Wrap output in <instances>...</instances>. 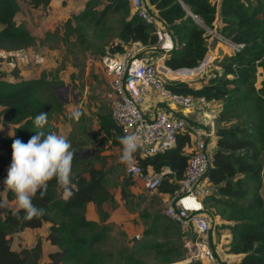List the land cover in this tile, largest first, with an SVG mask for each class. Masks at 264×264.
<instances>
[{
    "label": "trees",
    "instance_id": "1",
    "mask_svg": "<svg viewBox=\"0 0 264 264\" xmlns=\"http://www.w3.org/2000/svg\"><path fill=\"white\" fill-rule=\"evenodd\" d=\"M32 9L46 11L52 0H26ZM148 13L161 22L172 34L174 48L164 59L171 71L196 69L205 59L210 36L192 15L222 36L242 45L234 52L213 55L204 72L188 79L166 80L171 91L200 97L213 109L216 122L214 135L208 146L209 166L206 175L216 186L213 194L202 197L204 211L212 220L211 231L228 232L226 253L231 260L217 264H264V192L261 171L264 165V0H142ZM102 9H97L100 4ZM19 11L17 0H0V50L19 52L32 47L35 37L15 21ZM117 15L115 25L111 19ZM64 27L84 41L88 35L100 41L88 45L99 58L122 57L132 44L140 43V54H158L152 24L142 20L132 8L130 0H87L84 8L66 18ZM108 35H112L110 37ZM109 37L108 40L105 38ZM102 40V41H101ZM208 56V55H207ZM175 72L173 74H177ZM261 76L257 85V78ZM57 83L46 77L20 79L10 82L0 78V107L2 125L13 124L15 136H0V148L12 152L15 139L24 143L34 133V117L48 114L46 132H55L52 120L62 114L64 102L56 94ZM98 133L88 125L84 113L71 119L67 136L76 153L71 181L74 195L65 201L50 181L43 198L39 194L33 203L45 211L31 221L18 219L23 212L9 207L0 208V264H39L42 240L32 247L12 248L11 237L25 229L47 231L44 239L55 250L48 256L56 264H146L151 255L153 264H177L186 257L183 242L192 238L191 229L178 223L157 209L140 212L146 224L141 238H132L115 253L100 246L107 240V213L104 205L117 209L121 204L129 212L138 211L144 195H137L131 187L135 180L124 174V163L113 162L121 151L119 137L123 136L104 104L97 107ZM89 143L93 149L83 154ZM192 137L188 130L176 134L172 147L159 153L142 156L137 151L134 161L143 175L168 169L152 197L174 196L179 190L188 160L192 154ZM0 156V168L4 164ZM120 161V160H119ZM115 188L119 200L111 189ZM8 200L14 195L6 192ZM139 197L141 200H139ZM88 203L94 205L98 222L85 216ZM212 250L214 249L211 247ZM181 264V263H180ZM183 264H201L187 262Z\"/></svg>",
    "mask_w": 264,
    "mask_h": 264
},
{
    "label": "built area",
    "instance_id": "2",
    "mask_svg": "<svg viewBox=\"0 0 264 264\" xmlns=\"http://www.w3.org/2000/svg\"><path fill=\"white\" fill-rule=\"evenodd\" d=\"M130 2L140 18L153 25L158 54L155 55L154 61H151L146 54L138 55L144 47L140 43H135L127 48L122 57L105 56L101 59L105 72L110 78V89L107 93L110 115L123 135L136 133L139 136L140 146L137 152L142 156L153 155L172 147L179 131H189L193 143L192 154L184 176L179 180V190L174 196L164 198L163 211L166 217L178 223L181 228L191 229L195 233L194 237L184 240L186 257L178 262L215 263V256L210 247L212 220L204 211L202 204L203 196L216 191V186L206 175L210 153L208 141L212 139L216 128L214 116H210L207 122L199 124L190 122L185 117L173 115L165 108L156 110L149 116H146L143 109V104L149 95L156 96L166 105L173 104L186 111L191 110L196 104L206 105L202 97L195 99L171 91L165 87V81L196 77L204 72L211 58L207 56V60L200 64L195 73L171 76L169 72H179L171 71L164 66L165 57L174 48L172 34L148 13L142 0H130ZM48 10L49 7L46 11ZM191 16L210 36V44L218 42L230 52L242 47L241 44L222 36L216 30L206 27L198 16L192 14ZM210 48L209 50H212ZM3 155L5 161L0 172V190H4L3 181L7 178L12 163L11 152L4 150ZM166 172L169 170L143 175L134 161V156L124 167V174L133 179H141L145 190L149 192L155 190ZM261 178L264 179V165Z\"/></svg>",
    "mask_w": 264,
    "mask_h": 264
},
{
    "label": "rangeland",
    "instance_id": "3",
    "mask_svg": "<svg viewBox=\"0 0 264 264\" xmlns=\"http://www.w3.org/2000/svg\"><path fill=\"white\" fill-rule=\"evenodd\" d=\"M17 3L19 11L15 15V21L27 28L35 37V43L32 47L19 52L0 50V78L10 82L41 77L52 79L57 83L56 94L64 102L62 114L52 120L56 128L55 132L66 136V131H69L71 127V119L76 120L80 113H84L90 118L87 125L98 133L96 111L100 104L109 108L107 93L110 89V78L105 72L101 58L87 46L98 44L100 41L96 38L91 40L90 35L86 40L81 41L75 33H68L64 27L66 18L73 13L80 12L85 3L83 0H63L55 7L50 6L48 11L32 9L26 0H17ZM103 4H100L97 9H102ZM116 20L117 15H114L110 25H115ZM108 38L105 39L108 40ZM216 48L218 54L227 51L221 45L216 44ZM210 49H213V46ZM209 52L210 50L207 55L210 54ZM259 77L261 76L257 78V85ZM211 111V116H213V110ZM1 113L2 110L0 115ZM94 147L93 143L86 146L89 152ZM115 153L117 156L113 162H121V151ZM140 185L135 194L142 195V197L145 195L146 199H142L138 211L129 212L121 202L117 209H110L104 205L108 215L104 223L109 230L106 242L100 246L103 250L115 253L119 247L126 245L133 237L141 238L142 225L144 226L147 222H145L146 218H139L140 212L152 213L157 209L164 210L163 200L157 196L152 197V192L145 190L142 182ZM111 190L116 193L119 200L115 188ZM141 198L139 197V200ZM227 240L226 229L210 232V247L214 248L211 250L220 260L232 259L226 253ZM144 260L146 264H153L151 255L145 256Z\"/></svg>",
    "mask_w": 264,
    "mask_h": 264
},
{
    "label": "clouds",
    "instance_id": "4",
    "mask_svg": "<svg viewBox=\"0 0 264 264\" xmlns=\"http://www.w3.org/2000/svg\"><path fill=\"white\" fill-rule=\"evenodd\" d=\"M33 124L31 131L34 135L27 143L19 139L13 141L12 163L3 181V191H10L14 195L16 211L23 212V216H18V219L26 222L45 214L44 209L38 208L33 200L38 194L40 198L46 195L50 181H55L63 200L68 201L74 195L71 176L76 153L72 150V144L61 133L45 131L47 113L37 114ZM9 127L13 129V124ZM10 135L15 136V133L12 131ZM119 143L122 146L121 162L130 163L140 146L139 136L126 133L119 137ZM3 206V202L0 203V207Z\"/></svg>",
    "mask_w": 264,
    "mask_h": 264
},
{
    "label": "crops",
    "instance_id": "5",
    "mask_svg": "<svg viewBox=\"0 0 264 264\" xmlns=\"http://www.w3.org/2000/svg\"><path fill=\"white\" fill-rule=\"evenodd\" d=\"M63 0H52L50 6L55 7L58 2H61ZM87 0H83V2L85 3ZM49 6V8H50ZM217 48L214 50H210V54H208V58H212L213 55H218L217 52ZM156 54H146V56L150 57L151 61L156 60L155 57ZM158 63H160V61H158ZM161 64V63H160ZM169 74H173L172 72H169ZM262 79V77H259V82ZM143 109L144 112L146 113V116L152 115L156 110H160V109H167V111H169L171 114L176 115V116H182L185 117L188 121L190 122H194V123H199L202 124L204 122H207V120L210 118L211 113L213 110L211 107L206 106V105H195L191 110H182L179 107L173 105V104H164L163 102H161L156 96L153 95H149L147 96V99L145 101V103L143 104ZM3 110L2 107H0V111ZM2 115V113H1ZM0 115V118H1ZM77 119V118H76ZM12 124H7V125H2V123L0 122V127L3 128L2 131H0V136H3L5 134L10 135V132L13 131L12 128H10L9 126ZM15 125H13L14 128ZM71 130V127H70ZM69 131H66V137L69 134ZM65 134V132H64ZM4 153V149L0 148V156H3ZM135 180V185L131 187V190L136 193V190H139V186L140 183L143 181L141 179H134ZM144 184V183H143ZM5 191L0 190V203L3 202V207L0 208H5V207H9L12 209H16V204H15V197L12 200H8L6 197V193H4ZM85 216L88 220H93L98 222V215L95 211L94 205L92 203H88L86 206V211H85ZM143 227V225H142ZM141 227V229H142ZM143 230V229H142ZM141 230V231H142ZM47 234V231L45 230V228H41V229H25L23 231L18 232L17 234L12 235L11 237V246L12 248H18V247H32L35 245L37 239L40 237L42 240V256L40 258L39 264H56V262L51 261L49 259V254L51 252H53L55 250L54 246H51L49 244V242L47 240L44 239V236Z\"/></svg>",
    "mask_w": 264,
    "mask_h": 264
},
{
    "label": "water",
    "instance_id": "6",
    "mask_svg": "<svg viewBox=\"0 0 264 264\" xmlns=\"http://www.w3.org/2000/svg\"><path fill=\"white\" fill-rule=\"evenodd\" d=\"M207 60V55L205 57V59L203 61H206ZM198 68L196 69H192V70H189V69H183V70H180V72H183V73H186V74H191L192 71L194 70H197ZM88 151V149H86L85 151L83 152H80V153H77V154H83V153H86ZM12 153V152H11ZM13 154V153H12ZM0 172H1V168H0Z\"/></svg>",
    "mask_w": 264,
    "mask_h": 264
},
{
    "label": "bare ground",
    "instance_id": "7",
    "mask_svg": "<svg viewBox=\"0 0 264 264\" xmlns=\"http://www.w3.org/2000/svg\"><path fill=\"white\" fill-rule=\"evenodd\" d=\"M196 71H192V73H195ZM171 75V74H170ZM171 76H186V73H183V72H179L177 74H172ZM177 264H180V263H177Z\"/></svg>",
    "mask_w": 264,
    "mask_h": 264
}]
</instances>
